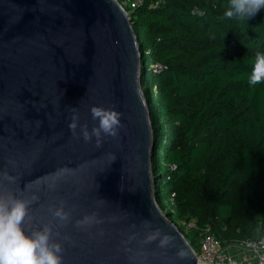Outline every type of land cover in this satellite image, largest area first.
I'll return each mask as SVG.
<instances>
[{"label":"water","instance_id":"obj_1","mask_svg":"<svg viewBox=\"0 0 264 264\" xmlns=\"http://www.w3.org/2000/svg\"><path fill=\"white\" fill-rule=\"evenodd\" d=\"M92 106L122 114L99 148L68 128L73 108L89 132L98 125ZM152 143L137 39L117 0H0V194L38 196L26 234L52 225L62 264H205L155 199ZM61 201L64 225L50 211Z\"/></svg>","mask_w":264,"mask_h":264},{"label":"trees","instance_id":"obj_2","mask_svg":"<svg viewBox=\"0 0 264 264\" xmlns=\"http://www.w3.org/2000/svg\"><path fill=\"white\" fill-rule=\"evenodd\" d=\"M228 5L165 0L128 11L154 196L195 252L206 227L224 246L264 239V82L250 84L264 9L229 18Z\"/></svg>","mask_w":264,"mask_h":264},{"label":"clouds","instance_id":"obj_3","mask_svg":"<svg viewBox=\"0 0 264 264\" xmlns=\"http://www.w3.org/2000/svg\"><path fill=\"white\" fill-rule=\"evenodd\" d=\"M260 9H264V0H229L225 16L229 18L234 15L250 17ZM261 82H264V54L258 53L250 76V84L257 85ZM90 112L92 119L98 121V125L93 126L90 132L86 124H79V113L75 108L71 109L68 128L73 136H76L79 127V135L83 140L89 142L94 137L95 146L99 148L104 137L115 138L118 136L119 129L122 127L120 119L122 114L114 108L105 109L99 106H92ZM6 178L11 179L10 177ZM49 188L54 189L55 185H49ZM36 200H38V196L35 194L28 199L17 198L11 194H0V264H62L63 247L61 243L52 239V225L46 224L30 234H26L23 227L25 219L29 215V208ZM50 211L61 225L67 224L71 219V215L65 211L62 201L59 206L51 208ZM94 222L97 221L93 214L76 221V226H89ZM155 238V235L148 237L149 241ZM170 239V237L164 236L159 242L160 246H166ZM177 255L183 258L185 253L180 251Z\"/></svg>","mask_w":264,"mask_h":264},{"label":"built area","instance_id":"obj_4","mask_svg":"<svg viewBox=\"0 0 264 264\" xmlns=\"http://www.w3.org/2000/svg\"><path fill=\"white\" fill-rule=\"evenodd\" d=\"M117 1L128 12L130 9L139 7L146 2L150 6H157L165 0ZM200 232L199 250L196 252L197 261L205 264H264V239L242 240L238 243L224 246L218 238L210 233L208 227ZM230 247H235L237 250L229 251Z\"/></svg>","mask_w":264,"mask_h":264},{"label":"rangeland","instance_id":"obj_5","mask_svg":"<svg viewBox=\"0 0 264 264\" xmlns=\"http://www.w3.org/2000/svg\"><path fill=\"white\" fill-rule=\"evenodd\" d=\"M153 182H154V180H153ZM161 205V204H160ZM166 211V210H165ZM234 250H237V248H235V247H230V249H229V251H234Z\"/></svg>","mask_w":264,"mask_h":264},{"label":"crops","instance_id":"obj_6","mask_svg":"<svg viewBox=\"0 0 264 264\" xmlns=\"http://www.w3.org/2000/svg\"><path fill=\"white\" fill-rule=\"evenodd\" d=\"M241 257H242V255H241ZM242 260V259H241Z\"/></svg>","mask_w":264,"mask_h":264}]
</instances>
